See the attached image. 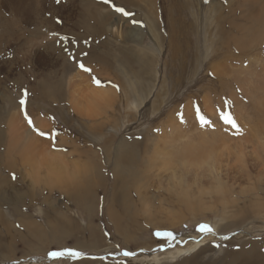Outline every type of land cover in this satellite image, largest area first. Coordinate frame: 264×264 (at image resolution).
<instances>
[{
    "label": "rangeland",
    "instance_id": "obj_1",
    "mask_svg": "<svg viewBox=\"0 0 264 264\" xmlns=\"http://www.w3.org/2000/svg\"><path fill=\"white\" fill-rule=\"evenodd\" d=\"M9 1L0 0V264H264V19L246 18L241 0H27L24 21ZM80 2L113 23L85 21ZM92 90H109L108 103L75 111L71 99ZM7 123L33 143V162L46 149L64 167L27 165ZM204 132L213 169L182 167L172 153Z\"/></svg>",
    "mask_w": 264,
    "mask_h": 264
},
{
    "label": "bare ground",
    "instance_id": "obj_2",
    "mask_svg": "<svg viewBox=\"0 0 264 264\" xmlns=\"http://www.w3.org/2000/svg\"><path fill=\"white\" fill-rule=\"evenodd\" d=\"M6 1V0H5ZM15 2L16 3V0H10L9 2ZM4 2V1H3ZM171 2V1H170ZM237 2V1H236ZM86 2H84L83 4L80 2V5H83V7L81 8V12L83 13L84 17H85V21L87 22H101V23H105L106 20H107V15H104L101 13L100 11V6L99 4H96L95 3H91L90 5H87L85 4ZM98 3V2H97ZM2 4V3H0ZM241 4H242V7H246V18L250 19V20H255L256 21H261L262 19H264V4H262L259 0H241ZM9 6V5H8ZM17 6L18 8L16 9V7L13 6V8H15L19 13H21V18L25 21L26 19L30 18L31 17V11H30V8L27 4V0H17ZM84 6L86 7L84 9ZM90 6V7H89ZM79 7V6H78ZM241 7V8H242ZM11 8V7H10ZM14 11V10H13ZM80 12V13H81ZM98 12V13H97ZM85 13H88L90 14L91 18H88V14H85ZM40 14V13H39ZM98 14V15H97ZM112 16V15H111ZM245 16V15H244ZM99 17V18H98ZM243 17V15H242ZM20 18V19H21ZM110 18V17H108ZM81 19V18H80ZM29 20V19H28ZM27 20V21H28ZM110 20V19H109ZM79 21V19H78ZM71 22V21H70ZM110 22V21H109ZM109 22H106L107 24ZM78 23V22H77ZM110 23H113V22H110ZM80 24V23H79ZM77 25V24H76ZM82 25V24H81ZM89 25V24H88ZM87 25V26H88ZM105 25V24H104ZM113 24H110L108 25V28H109V31H115V28L114 25L112 27ZM177 25V24H176ZM252 25V24H251ZM80 26V25H79ZM91 26V24H90ZM101 27V26H100ZM92 28V26H91ZM96 28V27H95ZM99 28V27H98ZM100 29V28H99ZM118 30V29H117ZM254 30V29H253ZM102 31V29H101ZM99 31V32H101ZM33 32V31H32ZM102 33V32H101ZM119 33V31H118ZM10 34V33H9ZM11 39V38H10ZM16 39V38H15ZM29 41V40H28ZM27 41V42H28ZM32 42V40L30 41ZM29 42V44H30ZM35 43V42H34ZM34 45V44H32ZM18 46V45H17ZM22 48V47H21ZM19 49V48H18ZM25 49V48H24ZM28 49V48H26ZM30 49V48H29ZM31 50V49H30ZM74 50V49H73ZM78 50V48H77ZM22 51H25V50H22ZM27 51V50H26ZM29 51V50H28ZM27 51V52H28ZM32 51V50H31ZM74 52V51H73ZM20 53V52H19ZM77 53V52H76ZM24 55L26 54L23 53ZM78 55V54H77ZM32 56V55H31ZM28 57H30V55H28ZM97 57V56H96ZM101 57V56H100ZM27 58V57H26ZM98 58V57H97ZM102 59V57L100 58ZM49 63V62H48ZM65 63V62H64ZM57 66V65H56ZM71 69V68H70ZM59 71V70H58ZM77 71V70H76ZM75 71V72H76ZM73 72V71H72ZM80 75V74H79ZM240 75V74H239ZM68 76V75H67ZM75 76V75H74ZM73 76V77H74ZM240 79V78H239ZM73 83V82H72ZM84 83V82H83ZM86 83V82H85ZM82 84V83H81ZM80 85V84H79ZM84 85V84H83ZM42 86H44V84H42ZM40 86V87H42ZM85 86V85H84ZM92 88V87H91ZM42 90L44 92V88L42 87ZM41 90V91H42ZM82 90V88H81ZM85 90V89H84ZM74 92V91H73ZM93 92V90H92ZM91 94V92H89ZM109 95H110V91L109 90H105V91H102V92H98L97 90L94 91L92 93V97L90 96H87V100L85 102H80V101H75V97L73 99H71V105L72 107L74 108L75 111H77L78 113H81V114H85V115H88L89 113L93 114L94 111L93 109L96 111L97 108H99L100 106L98 104V98L102 99L103 100V106L104 104H107L108 103V98H109ZM74 96V94L72 95ZM48 97V96H47ZM8 99V98H7ZM77 100V98H76ZM15 114V113H14ZM13 114V116H14ZM20 118V116H19ZM14 119V118H12ZM21 119V118H20ZM19 119V120H20ZM15 120V119H14ZM16 121V120H15ZM21 121V120H20ZM14 122V121H13ZM18 122V121H16ZM7 125H9V129L13 131V133H11L10 137H11V144H12V147L16 148L17 151L19 152V154L22 155V157L24 155H30L28 158L24 157V161H26V164L28 163L30 165V163L34 164V165H40V163L44 162V164L46 165L47 164V167L48 166H52V167H55L56 170H59V168L61 167H64V160L63 158L61 159L58 155L60 154H49L50 156V159L48 158L47 159V155H46V151L48 150H44L43 151V155L40 157V161H34V158H33V151H32V145L33 143L29 141H27V139L25 137H20L19 134H18V129L12 125V123H7ZM18 125V123H17ZM21 126V124H20ZM22 127V126H21ZM29 129V128H27ZM22 131V130H21ZM26 132V130L24 131ZM13 134V135H12ZM207 134V133H206ZM24 135V134H22ZM35 136V135H34ZM206 135H205V132H204V135H200L198 139H195V138H191V137H187V139L189 140V143H183L182 145V148H178L174 153V160L177 162V163H181L182 167H187V164H190L191 165H195L196 167H200L201 165H207L211 170L213 169L214 167V164L217 162V154L215 151H217L216 148H214V144H212V142H209V140H207L206 138ZM213 140H215L214 136H212ZM29 139V138H28ZM31 139V138H30ZM35 139V138H34ZM33 140V139H32ZM222 140L226 143L227 141H230V139H221V142ZM35 141V140H34ZM108 140H106L105 142H107ZM36 144V142H35ZM39 144V143H38ZM37 144V146H38ZM216 144V143H215ZM44 145V144H43ZM218 145V144H217ZM41 145H39L40 147ZM227 146V145H226ZM235 146V145H233ZM35 147V146H34ZM216 147V145H215ZM41 148V147H40ZM223 148V147H222ZM228 149V148H227ZM42 150V149H41ZM16 151V150H15ZM36 152V151H35ZM38 152V151H37ZM49 152V151H48ZM15 153V152H14ZM24 154V155H23ZM10 156V155H9ZM120 159H122L120 156H118ZM122 161V160H121ZM5 162V161H4ZM128 162V161H127ZM118 163V162H117ZM121 163V162H120ZM16 164V163H15ZM27 164V165H28ZM165 165H169V163H164ZM120 165V164H119ZM121 165H123L121 163ZM35 166H33L34 168ZM118 167V166H117ZM120 167V166H119ZM124 167V166H123ZM128 167V166H127ZM125 168V167H124ZM123 168V169H124ZM130 168V167H129ZM32 169V167H31ZM140 169V168H139ZM33 170V169H32ZM119 170V169H118ZM138 170V169H137ZM122 171V170H121ZM133 171V170H132ZM57 173H54L53 176L55 179H57V181L59 180H63V177H64V173H62V171H56ZM116 172V171H115ZM126 172V171H124ZM117 173V172H116ZM143 173V171H142ZM119 174V172H118ZM118 174H115L116 177H118L117 175ZM129 175V174H127ZM113 176V174H112ZM120 176V175H119ZM130 176V175H129ZM140 176V175H139ZM114 177V176H113ZM123 177V175H122ZM126 177V175H125ZM128 177V176H127ZM136 177V176H134ZM121 179V178H120ZM128 179V178H127ZM123 180V179H122ZM126 180V179H124ZM179 181V180H178ZM56 182V181H55ZM115 182V181H114ZM117 182V181H116ZM119 182V181H118ZM63 183V182H62ZM114 185V184H113ZM138 189V187H137ZM219 190V189H218ZM129 191V190H128ZM127 194V193H126ZM223 195V192L221 193ZM84 195V194H83ZM83 195L79 193L74 195L75 198H80V199H83ZM118 195V194H117ZM125 195V194H124ZM185 194H183L184 196ZM188 195V194H187ZM127 196V195H125ZM186 197V196H185ZM122 198V196H121ZM178 198V197H177ZM128 199V198H127ZM125 201V199H124ZM185 201V200H184ZM166 202V201H165ZM183 202V201H182ZM125 204L127 203L124 202ZM185 204V203H184ZM195 204V203H194ZM188 205V204H187ZM197 205V204H196ZM196 205H193L191 204L188 208L191 209V210H195L194 212H197L196 210ZM200 206V205H199ZM123 207V206H122ZM186 207V206H185ZM125 209V208H124ZM263 209V208H262ZM128 210V209H127ZM216 210V209H215ZM126 211V209H125ZM165 211V210H164ZM190 211V210H189ZM259 211V210H258ZM209 212V211H208ZM192 213V211H191ZM193 216H194V213H192ZM254 216V215H253ZM248 219V218H247ZM246 220V219H245ZM249 220V219H248ZM179 222V221H178ZM233 222V221H232ZM231 222V223H232ZM240 222V220H239ZM244 222V221H243ZM181 223V222H180ZM164 224V223H163ZM242 224V222H241ZM167 225V224H166ZM157 228H163L161 225H158L156 226ZM167 227V226H165ZM227 227V226H226ZM232 227V226H231ZM238 227V226H237ZM63 229V228H62ZM230 229V228H229ZM228 229V230H229ZM232 229V228H231ZM227 230V229H226ZM225 232V231H224ZM244 232V231H243ZM31 234V233H30ZM61 235V234H60ZM205 250V249H204ZM258 250V249H257ZM188 251V250H187ZM251 251V250H250ZM237 252V251H236ZM239 252V251H238ZM252 252V251H251ZM235 253V252H234ZM226 254H229L233 257H235L234 259L238 258V256L236 255H233L231 251H226ZM242 254V253H241ZM225 255V254H224ZM238 255V253H237ZM257 258H259V256H257ZM250 263H248L247 261H244L240 264H263V262L261 263L260 261H256L257 263L255 262H252L249 260ZM225 264V263H223Z\"/></svg>",
    "mask_w": 264,
    "mask_h": 264
},
{
    "label": "snow or ice",
    "instance_id": "obj_3",
    "mask_svg": "<svg viewBox=\"0 0 264 264\" xmlns=\"http://www.w3.org/2000/svg\"><path fill=\"white\" fill-rule=\"evenodd\" d=\"M116 10L119 11V12L124 13L125 15H128V13L124 12V9H122V8H118ZM80 67L81 68H84V65L81 64ZM85 70L86 71H90V69H85ZM20 103H21V105H23L25 103V101L24 100H21ZM224 119H225V122L227 124H230L232 126V128L236 129L237 134L240 133L239 126L236 123V121L231 117V115H228V116L224 117ZM200 120H201L202 123H209L208 121H205V119H204L203 116L200 117ZM28 122H29V124L32 123V121L30 119L28 120ZM40 135L43 136V135H46V133L41 132ZM199 227H200V231H202V232L211 233V232L214 231V229L210 225H207V224H201ZM167 235L168 236H171L172 234L171 233H167ZM69 254H71L73 256L81 255V253H78V252H75V251H70ZM48 255L50 257H52V258H60L63 255H65V252H63V251H51V252L48 253ZM125 255H132V253L126 252Z\"/></svg>",
    "mask_w": 264,
    "mask_h": 264
},
{
    "label": "crops",
    "instance_id": "obj_4",
    "mask_svg": "<svg viewBox=\"0 0 264 264\" xmlns=\"http://www.w3.org/2000/svg\"><path fill=\"white\" fill-rule=\"evenodd\" d=\"M1 8V7H0ZM7 8H6V6H4V8H3V10L2 11H4V12H7ZM0 36H1V31H0Z\"/></svg>",
    "mask_w": 264,
    "mask_h": 264
}]
</instances>
